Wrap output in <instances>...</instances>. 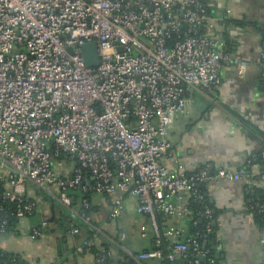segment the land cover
Instances as JSON below:
<instances>
[{"label":"built area","instance_id":"obj_1","mask_svg":"<svg viewBox=\"0 0 264 264\" xmlns=\"http://www.w3.org/2000/svg\"><path fill=\"white\" fill-rule=\"evenodd\" d=\"M210 5L211 0H0V236L9 233L12 219L37 212L41 192L70 206L71 190L80 189L105 195L111 220L121 216L127 196L149 216L155 247L129 259L178 264V254L189 248L198 256L194 264L205 258L200 239L213 233L215 211L204 203V229L187 236L180 221L192 217L189 199L203 202L201 184L220 180H245L250 194L256 178L250 161L245 169L205 166L193 173L176 159L173 167L165 164L174 157L170 130L187 108L189 91L219 88L225 64L247 73L249 62L232 54L216 31ZM233 14L227 10V18ZM91 42L98 48L97 67L86 66L83 57V46ZM256 63L264 82V46ZM81 206L89 220V201ZM251 209L262 214L264 203L253 201ZM159 213L168 217L164 228ZM48 226L42 221L31 236H45ZM168 239L165 253L161 247ZM94 247L85 238L79 250ZM110 256L108 250L96 252L93 264H105ZM0 264L32 263L0 245Z\"/></svg>","mask_w":264,"mask_h":264},{"label":"crops","instance_id":"obj_2","mask_svg":"<svg viewBox=\"0 0 264 264\" xmlns=\"http://www.w3.org/2000/svg\"><path fill=\"white\" fill-rule=\"evenodd\" d=\"M228 9L234 11L229 18ZM210 13L231 53L249 65L247 73L239 75L234 66L225 64L219 88L209 93L189 91L187 108L177 114L170 130L174 157L165 160L170 167L178 160L187 173L205 166L212 171L245 169L264 153V82L256 63L263 49L264 0H211ZM251 169L256 174L259 165ZM246 184L245 180L201 184L215 211V244L222 264H264V226L255 219ZM71 195L72 204L65 206L41 192L42 203L29 216L28 228L18 221L19 233L14 230L0 236V245L32 264H93L95 253L79 250L86 238L96 248L111 252L110 264H162L153 258L129 259L131 254L155 247L150 218L137 211L133 197L125 198L121 216L111 220L106 196L93 193L87 220L81 215L80 200L76 202ZM45 220L49 223L45 236L33 238L31 229ZM180 226L187 235V220H181ZM74 227L79 233H72ZM177 257L178 264H187V255Z\"/></svg>","mask_w":264,"mask_h":264},{"label":"trees","instance_id":"obj_3","mask_svg":"<svg viewBox=\"0 0 264 264\" xmlns=\"http://www.w3.org/2000/svg\"><path fill=\"white\" fill-rule=\"evenodd\" d=\"M262 44L264 46V33H263V38H262ZM256 164L259 165V171L258 173H256L255 184H253L249 197L251 198V202L260 201L261 203H264V158L262 157V154L258 156L257 158L252 159L251 167ZM251 167H249L250 171H252ZM86 176L89 180H91V176L89 173H87ZM71 193L75 196L76 202L79 200L81 202L83 199H87L89 201L91 198V195L95 192H83L80 189H76V190L74 189V190H71ZM204 203L209 205L206 197L203 202L194 200L193 198L189 199V206L192 209V217L191 219L187 220V228H188L187 236H194L198 231H202L204 229V222L202 221L200 214H199L203 208ZM89 209L87 212H89ZM252 212L255 215V219L257 223L260 226H264V213L259 214L257 210H254ZM157 220L161 228H164V226H167L168 217L165 214L159 213L157 215ZM17 224H18V219H12L11 224L9 225V232L15 230L17 231V233H19L18 232L19 230L16 229ZM184 239L185 237L183 236L179 238V240H184ZM200 242H201V249L207 251V254L204 259H200L199 264H212L210 262V259H216L215 264H222L217 248H216V244H215V227H214L213 233H209L203 238H201ZM169 243H170L169 239L164 240V243L161 247L165 253L169 251V246H168ZM105 250L106 249H98L96 247L92 249L94 253L104 252ZM186 255H187V258H186L187 264H194L193 261L198 258L194 248H189L187 250ZM110 262H111V256L106 259L105 264H110Z\"/></svg>","mask_w":264,"mask_h":264},{"label":"water","instance_id":"obj_4","mask_svg":"<svg viewBox=\"0 0 264 264\" xmlns=\"http://www.w3.org/2000/svg\"><path fill=\"white\" fill-rule=\"evenodd\" d=\"M83 57L86 66L88 67H97L100 64L98 48L95 42L87 43L83 46ZM19 222L21 224L23 223L26 224V227L28 228L29 217H26L24 219H19ZM214 223H216V221H214Z\"/></svg>","mask_w":264,"mask_h":264}]
</instances>
